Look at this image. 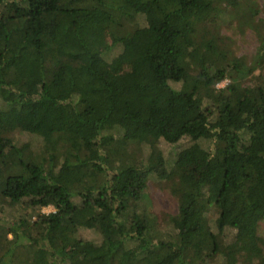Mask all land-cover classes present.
Returning a JSON list of instances; mask_svg holds the SVG:
<instances>
[{
	"label": "trees",
	"instance_id": "16d2710c",
	"mask_svg": "<svg viewBox=\"0 0 264 264\" xmlns=\"http://www.w3.org/2000/svg\"><path fill=\"white\" fill-rule=\"evenodd\" d=\"M260 11L256 0H0V198L55 209L0 224L12 235L0 264L264 261ZM234 13L260 37L250 67L218 38ZM108 37L121 47L110 64ZM20 131L43 137L44 157L14 143ZM161 140L187 141L173 164ZM153 174L178 201L162 236L139 209ZM86 228L100 243L79 238Z\"/></svg>",
	"mask_w": 264,
	"mask_h": 264
},
{
	"label": "rangeland",
	"instance_id": "374dc122",
	"mask_svg": "<svg viewBox=\"0 0 264 264\" xmlns=\"http://www.w3.org/2000/svg\"><path fill=\"white\" fill-rule=\"evenodd\" d=\"M264 0H256V3L259 5V8H262ZM264 18V12L260 11V14L254 18V21H259V19ZM228 19V20H227ZM227 22L223 24L220 28L218 38L222 47H226L230 53L231 58L242 59L243 64L247 67L253 65L254 58L257 54L258 48L260 46V37L257 34V30L252 24L246 23L244 20L247 19L242 15H237V13L232 14L230 18H227ZM136 21L134 24H136ZM141 26H146L147 22L139 20ZM145 34H147L145 32ZM143 34V35H145ZM108 43L112 45L113 41L111 37H108ZM113 46V45H112ZM227 54V52H224ZM121 54L120 45L113 46L112 51H108L107 55H103V60L110 64L112 61ZM229 69V68H228ZM231 72V71H230ZM229 72V74H230ZM259 73L256 72V75L249 76L244 80V86H253L256 83V79ZM231 83L230 79H225L217 85V88L222 89L225 86ZM174 88H180L181 83H173ZM115 137L120 138L123 136L121 131H115ZM14 143L22 149H29L30 152L36 154L39 157H44L43 147L45 141L42 136L31 135L26 132H16L12 135ZM187 141H183L178 145L172 146L166 143L164 140H161L159 147L163 152L164 158L169 161L170 164H173L175 159L178 158V154L184 150L187 146ZM135 150L132 147V151ZM146 154L148 150H143ZM133 153H136L135 151ZM138 158L141 163H143L147 155H143L141 152H138ZM136 157V155H135ZM5 175L4 170L0 168V189L3 185L1 183V178ZM148 195V200H142L139 203V209H145V206H149V212L154 215L156 222L158 224V235L162 236L165 234V228L167 225V219L171 216H174L178 213V201L176 197L171 194L169 188H167L164 183L162 184L155 174L150 176V181L148 182V187L146 190ZM25 203V202H24ZM55 212V209L52 206L30 209L28 203L25 204H13L3 198H0V224L6 223H16L19 220H28L31 223L35 222L40 215H48ZM236 231L233 229H227L225 237L231 239L235 237ZM79 238L83 240H91L96 243H100L101 237L94 229H80L78 233ZM258 236L261 238L260 247L264 254V222L259 225ZM8 237V238H7ZM12 239V235L2 237L0 240L2 243H7V241ZM3 250L0 248V256L2 255ZM211 264V263H210ZM238 264H264L263 260H254L252 258H242Z\"/></svg>",
	"mask_w": 264,
	"mask_h": 264
}]
</instances>
